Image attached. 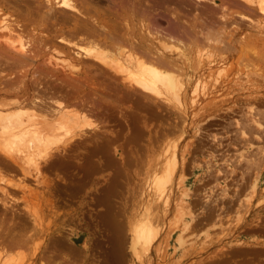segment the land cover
I'll use <instances>...</instances> for the list:
<instances>
[{
    "label": "rangeland",
    "instance_id": "374dc122",
    "mask_svg": "<svg viewBox=\"0 0 264 264\" xmlns=\"http://www.w3.org/2000/svg\"><path fill=\"white\" fill-rule=\"evenodd\" d=\"M154 2L133 0L131 5L130 0H115L112 16L103 9L101 10L103 13L90 12L87 16L95 20L100 19L99 23L104 24L105 29L119 36L125 35L123 24L128 21L135 26L136 34L142 20L141 7L144 9L146 6L155 9L154 16L158 18V26L161 25L160 18L165 19L166 26L163 27L165 29L176 24L172 14L179 13L177 16L181 26L193 24L191 27L195 26V31L201 33L200 41L206 27L210 26L208 30L212 35L215 36L218 32L219 40L230 44V48L227 47L225 51H211L212 58L209 59L213 70L211 76L214 78L219 72V79L217 78V82H213V79L211 82L208 80V84L215 86L213 85V88L208 86L207 95L204 98H197L194 104L189 100L183 113L176 106H165L146 96L139 98L137 96L141 94L136 95L135 92L125 96L123 93L127 90L124 89L125 92H122L120 79L102 82L106 79L102 78L101 71L98 69L97 71L94 61L85 55L82 56L81 63L72 65L74 68L78 66L77 68L65 70L60 69L64 64L56 62L51 57L54 54V52L51 54V49L38 53L36 60L28 62L31 63L30 66L15 67L13 64L0 63V90L3 88V91H8L10 87L19 88L21 83V88L26 86L30 91H42L40 86L43 85V89L47 86H56L60 84L59 79L65 75L72 78L73 82L74 79L82 82L86 76L91 80L88 86L91 87L92 82L93 89H96L95 85L97 88L107 86L104 90L106 93L98 90L95 92L87 87L85 94L82 93L80 98L68 90L74 99L77 97L78 100L84 99L88 102L94 98L93 101L98 103L95 105L97 110H94L96 117L93 119L95 125L99 126L95 139L98 146L107 144L105 151L103 148L102 151H95L94 143L89 141L91 144H86V141L81 146H75L67 156L63 154L55 158L54 162L57 163L55 165L58 166L42 172L41 185L37 186L31 179L23 183L29 184L27 187L34 192L37 191V194L42 195L46 190H50L52 194L48 195L46 192L45 198L40 199L39 196L36 200L34 197L29 198V191L11 189L12 187L7 185L9 180L22 178L17 172L14 173V178L7 176L4 179L5 184L0 181V187L11 195L9 197L14 204L11 213L16 216L15 219H11V213H6L2 207L0 208V234L6 235L5 237L29 235V231L37 222L30 219L32 215H28L27 211L33 209L34 205V209L40 211L41 220L38 221L44 235L32 234L28 247L11 251L16 263L38 264L42 261L46 264H264V248L256 246L262 245L259 244V239L263 240L264 235H257L253 230L255 226L252 225L264 219V27L261 29L258 24L260 28L257 25L251 27L248 21H241L237 16L225 11L223 14L229 16L222 17L225 19L223 20L219 15L222 11L219 10L216 11L218 16L215 15L214 21L207 22L211 9L207 8L208 12L204 5L202 7L199 4L198 7L204 8L201 10L200 7H196L197 4L193 6L188 1L187 4L181 1L184 7L181 6L182 8L179 7L176 11L171 1L165 0L163 4ZM167 4H170L169 8L164 7ZM200 10L210 14L205 15ZM195 11L206 19L195 16L201 20L194 21L191 14ZM181 13H186V16ZM257 17L253 18L258 22L260 19ZM17 18L21 19L18 16ZM113 19H116V22ZM204 23H207L206 27L202 25ZM56 28L58 29V26ZM28 29L31 28H27L25 33ZM61 29L65 34L64 29L67 27H60L59 30ZM43 30L41 32H47ZM242 33L244 36L249 33L243 39L245 40L243 43L238 38ZM174 46L180 48L179 45ZM54 63H57L58 67L55 68L62 72L60 73L62 76L48 79L45 77L46 74L49 75V72H46L49 69L47 67L56 66ZM34 79L41 85L34 83ZM72 80L69 79L68 82L72 83ZM80 85L83 86L84 82ZM8 93L10 90L6 92V97L4 96L6 99L7 95H11ZM128 95L133 96L131 98ZM56 96L59 100H65V87L62 93L59 92ZM57 99L51 100L52 103ZM238 106L245 107L246 110L244 120L234 121V125L241 131L242 140L232 142L236 149L229 152L235 154L228 156L232 161L228 160L226 164L228 171H225L224 166L217 164L218 161L214 159L213 153L216 151L206 140L200 139L201 136L205 137L201 132L206 131L210 125L223 124L216 119H223L231 124L232 119H238L233 115ZM252 120L258 122L261 128L258 129L252 124ZM243 132L246 135L242 137ZM171 141L172 145L176 143L179 146V153L186 150V154L183 153V192L180 193L176 189L174 190L176 194L172 196L174 197L172 203L177 204L181 212L174 211L167 215L168 217H157V221L155 219L151 226L152 231L156 232L154 238L148 237L149 240L147 238L148 242L146 241L144 245L141 241L136 243L133 241L131 229L145 227L146 224V219L142 215L144 210L139 208L144 200L140 195L143 193V183L155 166L158 154L164 147L166 149L172 146ZM257 145L261 146L254 147ZM204 149L211 154L203 152ZM235 171L241 173L240 181L238 175L230 176L229 181L223 179L222 173L229 172L233 175L237 174ZM253 191L254 196L247 205V199L251 198ZM183 194L184 197L181 199ZM41 200V207L37 206ZM30 202L34 205L31 206ZM158 210L156 209L153 214L155 215L156 211L159 213ZM26 212L28 216L25 215ZM22 213H25L23 215L25 217L19 219ZM22 228L23 230H20Z\"/></svg>",
    "mask_w": 264,
    "mask_h": 264
},
{
    "label": "bare ground",
    "instance_id": "6f19581e",
    "mask_svg": "<svg viewBox=\"0 0 264 264\" xmlns=\"http://www.w3.org/2000/svg\"><path fill=\"white\" fill-rule=\"evenodd\" d=\"M114 1L115 0H111V2ZM153 1L157 4H163L165 2V0ZM167 1H171L173 7H176L174 11L182 6L181 1L186 4V1H188V3H192L193 6L197 4L196 7H198L199 4L202 5V7L204 5L206 11H208L207 8L211 9V14L208 13L210 15L209 18L206 19V17L203 18L201 16V13H205L206 11L203 10L205 12H202L201 10L204 8L199 6L200 8H198L201 9V13L197 14L195 11L191 14L194 21L206 19L207 22L210 21L211 23L215 15L218 16L217 12L219 10L222 11L219 15L223 20L225 19L222 17L229 16L228 14H223L225 11L226 13L237 16L241 21H248L251 27L257 24L261 26V29L264 27V0H166V2ZM132 3L133 0H130L131 5ZM168 5L170 4L164 5V7H168ZM98 8L97 6L90 5L88 0H0V63L4 62L5 65L13 64L15 67L24 65L30 66L31 63L28 62L34 59L36 60L39 55L38 53L51 49V54L54 52L51 57L54 58L56 62L64 64L60 66V69L65 70L74 68L72 65L81 63V58L85 55V57H89L94 61L97 67L96 70L98 69L101 71L102 78L104 77L106 79H103L104 81L102 80V82L105 83L106 81L108 83L111 80L118 81V79H120L119 85L123 87L121 88L122 92H125L123 91L124 89L127 90V92L123 93L125 96L126 94L135 92V94H141L137 96L139 98L140 96H146L158 103H163L165 106H176L182 113L189 100L194 104L197 98H204L207 95V90L210 86L212 88L215 86L214 84L211 85V83L208 84V80L211 82L213 79V82H217L220 76L219 72L215 74L214 78L211 76L213 73L211 68L212 64L209 60L212 58L210 55L211 51H225L227 47L230 48V44L222 43V41L219 40L220 38L217 37L219 35L218 32L217 35H212L208 30L210 26H207V23L202 24L203 26L205 25V27L207 26V29L203 32V38H201L200 41L199 37L201 33L195 31V26L194 28L193 26L191 27L193 24H188L186 27L181 26V22L177 16L179 13L177 15L172 14L176 24L170 25L165 29L160 24L158 26V18L154 16V14H156L154 11L155 9L145 6L144 9L141 7L140 17H142V20L140 21L141 24L139 23V29H136V34H138V36L134 34L135 26L133 23L126 21L123 24V20L121 24L124 25L126 33L125 35L119 36L116 35L115 32L105 29L104 24L101 25L99 23L100 19L95 20L92 17H88L90 12L97 13L99 11V13H103L101 10H98ZM181 14L186 16V13ZM206 14L207 13H205V15ZM109 15L112 16V14ZM17 16L21 19L17 18ZM195 16H201V19H197ZM257 16L260 19L258 22L253 18ZM116 19L118 18L116 17ZM115 20L114 22H116ZM212 23L214 24V22ZM258 25L257 27H259ZM57 26L58 29L56 28ZM65 26L67 29H64V34L62 29L59 30V28H65ZM26 27L31 28L28 29L27 33H25ZM43 29L50 32L43 33L41 32ZM212 33L214 34L215 32ZM248 34H245V36L243 33L240 34L238 37L239 40L243 43L245 41L243 39H245ZM172 44L179 45L180 48L182 47L183 49L174 45L171 46ZM57 55L60 57H57ZM48 62H50L49 65H51V61L49 60ZM47 65L48 64H46V66ZM54 65L56 66L47 67L49 69H47L46 72H49V75L46 74V78L51 79L53 76L57 78L60 73H62L58 68H55L58 67L57 63H54ZM77 67L78 66L75 68ZM60 76H62V74ZM64 77V79L62 77L59 79L60 84L56 86L53 85L52 87H48L46 84L47 87L44 89L43 85L40 86L42 87V91H30L26 86L21 88L22 83L19 88L10 87V93L8 94L11 95H9L10 98H8L9 96L7 95V99L5 95L9 90L3 91V88L1 89L2 91L0 90V181H3L5 184L4 179L7 178V176L10 177L15 175L14 173L17 172L22 178L18 179V177V180L15 181L9 180V182L7 181V185L12 187L11 189L14 191L15 189L18 191H29V198L34 197L36 200H38L37 197L39 198V196L40 199L41 197L45 198L46 192L48 195H51L52 192L46 190L42 195L41 193L37 194V191L34 192L28 188L29 184H24L27 180L31 179L37 186L41 185L42 180L40 176L43 174L42 172L58 166L55 165L57 164L54 162L55 158L61 157L63 154L67 156L75 146H81L86 141V144L90 142L94 143V149L95 151L98 150V152L102 151V148L103 151H105L107 145L98 146L95 139V137L98 136L99 126L95 125L96 123L93 119L96 117L94 110H97L95 105L98 103L96 104L93 101L94 98L90 99L88 102L84 99L78 100L77 97V99H74L68 92L69 90L73 95L76 94L80 98V95L85 92L86 88L90 87L88 84L91 80L86 76L84 78L81 77L83 78L82 82L86 85L84 87V85H80L82 83L81 81H76L74 79L73 82L72 78H68L67 75ZM69 79L72 80V83L69 81L71 84L68 82ZM34 83L38 82L35 81ZM90 84L92 85L90 88H92L93 83L91 82ZM64 87L65 100H59L56 95L59 92L62 93ZM108 87H110L109 84ZM95 88L96 89L92 88L93 91L98 90L106 93L104 90L105 88L107 89V86L104 88L99 86V88H97L95 85ZM36 89H38V87H36ZM132 96L129 97L132 98ZM53 99L57 100L52 103L51 100ZM251 123L255 124L258 129L261 128L258 122L252 120ZM244 135L246 134L243 132L242 137ZM170 144H173L172 141ZM164 148L161 153L158 154L159 156H157V163L155 162V166L149 172L146 180L144 179L143 193H140L141 199L144 200H142V203L140 202L139 208H141L142 211L144 210L142 215L143 218L146 219L145 227L138 226V228L134 227L131 229L133 241L136 243L141 241L143 245L146 243L148 237L151 239L154 238L156 232L152 231L151 226H153L152 223L155 219V221H157V217H165L174 211L181 212L179 206L172 203L174 198H172V196L176 189H178L180 193L183 192V153L186 154V150L179 153V146H177L176 143L166 147V149ZM188 151L190 152V150ZM253 184L254 180L252 185ZM253 193L254 191L250 195L251 198L249 200L247 199V205L250 204V200L254 196ZM9 196H11L10 193L7 192L6 189L4 190V188L0 187V208L2 207V210L6 213H11L14 205ZM182 197H184V194L181 196V199ZM181 199L179 200L181 201ZM41 202L42 200L39 201V205L37 206L41 207ZM49 203H51V200H49ZM33 205L34 204L31 206ZM34 206L32 207L33 209H28V211L27 209L25 210L28 212V215L30 214V216H33V218L32 216L29 218L35 219V222H37V227L34 224V228L31 230L29 229V235L5 237L6 235L0 234V264H21L19 262L16 263L10 252L21 247H28V242L33 236L32 234L36 233L40 236L43 234L42 228L40 227L41 223L38 221L41 220L39 217L40 211L37 210L38 213L34 209ZM156 209H159V213L156 211L157 214L155 213L154 215L153 212ZM14 212L16 213V211ZM27 212L24 214L27 215ZM24 214H20L21 218L19 216V219H23L25 217L23 216ZM15 217L16 216L11 213V219H15ZM12 221L13 220H11V222ZM31 221L34 222V220ZM8 229L10 230V228ZM20 230H23V228ZM35 260H37L36 257ZM32 263L34 264V262ZM38 264L46 263L39 261Z\"/></svg>",
    "mask_w": 264,
    "mask_h": 264
},
{
    "label": "flooded vegetation",
    "instance_id": "af4514ba",
    "mask_svg": "<svg viewBox=\"0 0 264 264\" xmlns=\"http://www.w3.org/2000/svg\"><path fill=\"white\" fill-rule=\"evenodd\" d=\"M113 1V0H112ZM128 1V0H127ZM88 2L90 3V5H94L95 7L97 6L98 10H104L108 13L111 12L112 14V10L115 8L113 6V2H111V0H88ZM144 4H147V2H144ZM105 12V13H106ZM160 22H161V26L162 27H165V19H162L160 18ZM163 23V24H162ZM244 108H240L238 106V109H236V113L233 115H235L238 119H232L231 120V124H229L228 122H225L223 119H216V120H219L221 121L223 124H214V125H210L206 131H202L201 133L204 136H201L200 139H202L203 141L206 140L208 142V144L210 146H212V149L215 150L216 152L213 153V155L215 156V160H217V164H220V165H223L224 166V170L225 171H228V168L226 167V164H228V160L232 161V159L228 158V156L230 155H234L235 153H231L229 152L231 149H236L235 146H233L232 142L234 140H240V129L238 128V126H235L234 125V121H239L241 122L242 120H244V115H246V110H244ZM245 111V113H244ZM259 111H263L262 109H259ZM205 127V126H203ZM203 130V129H202ZM209 131H216L215 133H212V132H209ZM237 134V135H236ZM235 135H236V138H235ZM242 140V139H241ZM241 145V144H239ZM261 145H257V146H254V147H259ZM203 152L205 153H210L209 151L207 150H203ZM255 158V157H254ZM237 174H230L229 172L227 173H222V177H224L223 179L224 180H230V176L231 177H237L238 175V179L240 181V178H241V173L239 171H235ZM214 175H216L214 173ZM221 176V174H220ZM243 178V177H242ZM234 183V182H232ZM239 184V183H237ZM221 207H219V209H221ZM254 229L256 231V234L261 236V235H264V219L262 220H259L257 221L255 224L253 223L252 224Z\"/></svg>",
    "mask_w": 264,
    "mask_h": 264
},
{
    "label": "crops",
    "instance_id": "0c3cea01",
    "mask_svg": "<svg viewBox=\"0 0 264 264\" xmlns=\"http://www.w3.org/2000/svg\"><path fill=\"white\" fill-rule=\"evenodd\" d=\"M259 241H260L259 244H262V245H256V244L255 245L258 246V247H260V248H264V239L263 240L259 239Z\"/></svg>",
    "mask_w": 264,
    "mask_h": 264
}]
</instances>
